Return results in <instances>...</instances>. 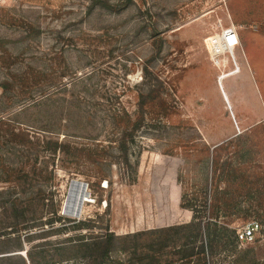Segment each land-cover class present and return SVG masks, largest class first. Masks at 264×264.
<instances>
[{
	"label": "rangeland",
	"instance_id": "obj_1",
	"mask_svg": "<svg viewBox=\"0 0 264 264\" xmlns=\"http://www.w3.org/2000/svg\"><path fill=\"white\" fill-rule=\"evenodd\" d=\"M232 25L234 51L212 47ZM0 85V264H202L211 242L210 264H264V0L4 3Z\"/></svg>",
	"mask_w": 264,
	"mask_h": 264
},
{
	"label": "trees",
	"instance_id": "obj_2",
	"mask_svg": "<svg viewBox=\"0 0 264 264\" xmlns=\"http://www.w3.org/2000/svg\"><path fill=\"white\" fill-rule=\"evenodd\" d=\"M136 119L137 120H135L132 127L127 126V127H124L123 130H121L122 134H121V139L119 141V147H120V151L123 155L124 162L127 164V166H130V167H131V164L129 162V157H128V153H127L128 145H127L126 139L128 136H131V137L134 136L133 134L135 132V128L139 125V122H140V116H138V118H136ZM63 146H66V145L63 144ZM107 183H108V180H107ZM172 226L173 225H169L168 227H156V228H152V229L128 233L126 235H116L112 231H107L106 233L102 234V236H99L97 238V240H94V242L84 244V246H85L84 249L86 251L85 253L87 255L95 257L96 261L103 260L110 255L112 250H114L116 243H118V242L129 241V246L138 247L139 246L138 242H139L140 238H142V237L151 236V237L155 238L157 235H159L160 238H162L164 234L170 236V234L172 232L171 231ZM223 229L228 235L227 238L231 237L233 242H236V241L241 242L239 240L237 230L230 229L228 226H223ZM228 240H230V239H228ZM154 241H155V239H153V242ZM212 247H213L212 242L209 245H207L206 247L205 246L201 247V249H202V257H201L202 264H210L211 263V255H210L211 253L210 252L212 250ZM5 252H9V251L0 250V253H5ZM4 256H8V255H4Z\"/></svg>",
	"mask_w": 264,
	"mask_h": 264
},
{
	"label": "built area",
	"instance_id": "obj_3",
	"mask_svg": "<svg viewBox=\"0 0 264 264\" xmlns=\"http://www.w3.org/2000/svg\"><path fill=\"white\" fill-rule=\"evenodd\" d=\"M16 1L17 0H0V5ZM239 41L240 39L237 28L232 25L225 28L218 37H213L210 42L212 47L231 52L239 45ZM88 198L90 199V202H95V199L91 197L90 192L88 194ZM261 228V224L258 221L252 220L247 222L241 229L237 230L239 240L242 243H251L255 241L257 233L261 231Z\"/></svg>",
	"mask_w": 264,
	"mask_h": 264
},
{
	"label": "bare ground",
	"instance_id": "obj_4",
	"mask_svg": "<svg viewBox=\"0 0 264 264\" xmlns=\"http://www.w3.org/2000/svg\"><path fill=\"white\" fill-rule=\"evenodd\" d=\"M76 184H73L70 197L67 200V209L72 215L78 216L77 213L81 211L82 203L86 201H90L88 195L86 194V190L88 188L83 184L81 180H74ZM72 185V184H71ZM77 211V212H76Z\"/></svg>",
	"mask_w": 264,
	"mask_h": 264
},
{
	"label": "water",
	"instance_id": "obj_5",
	"mask_svg": "<svg viewBox=\"0 0 264 264\" xmlns=\"http://www.w3.org/2000/svg\"><path fill=\"white\" fill-rule=\"evenodd\" d=\"M85 186H86V184L85 183H83ZM85 189H87V186H86V188ZM86 194L88 195L89 194V192L86 190ZM63 211L64 212H69L67 209H66V207L64 206V208H63ZM77 212V211H76ZM70 213V212H69Z\"/></svg>",
	"mask_w": 264,
	"mask_h": 264
},
{
	"label": "crops",
	"instance_id": "obj_6",
	"mask_svg": "<svg viewBox=\"0 0 264 264\" xmlns=\"http://www.w3.org/2000/svg\"><path fill=\"white\" fill-rule=\"evenodd\" d=\"M238 32V31H237ZM238 36H239V32H238ZM239 39H240V36H239Z\"/></svg>",
	"mask_w": 264,
	"mask_h": 264
}]
</instances>
